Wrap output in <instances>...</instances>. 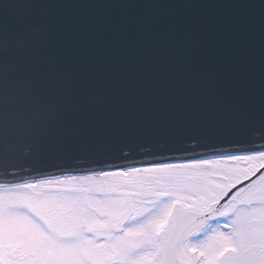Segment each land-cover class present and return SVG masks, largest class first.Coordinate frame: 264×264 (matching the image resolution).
<instances>
[{"label": "water", "instance_id": "water-1", "mask_svg": "<svg viewBox=\"0 0 264 264\" xmlns=\"http://www.w3.org/2000/svg\"><path fill=\"white\" fill-rule=\"evenodd\" d=\"M260 151L264 0H0V187Z\"/></svg>", "mask_w": 264, "mask_h": 264}, {"label": "rangeland", "instance_id": "rangeland-1", "mask_svg": "<svg viewBox=\"0 0 264 264\" xmlns=\"http://www.w3.org/2000/svg\"><path fill=\"white\" fill-rule=\"evenodd\" d=\"M263 162L264 154H252L227 157L219 161L213 159L181 165H160L2 187L0 188V244L10 245L12 251L19 248V253L28 257H31V251L37 252L34 253L35 257H40L41 254L50 262L56 263V258L62 260L70 257L69 251L74 248L73 239L68 237L60 239L59 236L56 238V231L63 230V226H69L68 217L75 214L73 212L79 216L85 212L102 217L108 216L109 220H105L104 225H108L109 231H112L111 220H116L123 210L126 211L132 199L133 202L138 199V204L140 207L143 206L144 211L137 212L121 231L118 240L114 241L123 248L130 239L129 233L148 229L154 221L173 210V204L169 199L149 208L144 206L139 199L142 196L132 198L133 187L129 182L137 178H149L160 186L157 191L163 194L160 197H169L173 193L169 192L172 183L179 187L184 181L190 180L189 188L193 191L188 189V192H184L180 189L175 192L177 197L173 196L178 201L181 197H185L196 203L197 200L221 196L229 188L254 174ZM199 181H204L203 187L206 190L201 191L199 187L193 186ZM46 186L66 188L74 186L77 190L72 193L48 192L42 189ZM213 186L219 188V193L215 194L207 190ZM3 250L0 249V258L7 261L6 252Z\"/></svg>", "mask_w": 264, "mask_h": 264}, {"label": "flooded vegetation", "instance_id": "flooded-vegetation-1", "mask_svg": "<svg viewBox=\"0 0 264 264\" xmlns=\"http://www.w3.org/2000/svg\"><path fill=\"white\" fill-rule=\"evenodd\" d=\"M257 154H264V152ZM214 161H219V159H214ZM263 167L264 162L255 173L257 174ZM254 174L238 182L221 196L218 194L219 196L215 198L197 200L196 203L192 199L185 197H181L179 201L175 200V197H177L175 192L177 190L181 189V191L188 192L189 189L193 191V189L189 188L191 185V183L189 184L190 180L184 181L179 187L172 183L169 192L172 191L173 193L169 197H160L163 195L157 192L160 186H157L156 182L149 178H137L131 183L129 182V184L133 187L132 198L142 196L139 199L148 208L156 206L166 199H169V202L173 204V210L167 214V228L164 230L163 236L160 237L162 242L167 241L170 246L177 241L187 240L197 245L205 246L236 239L237 233L241 232L247 220L253 216H258L264 221V171L248 186L236 191L222 207H219V203L232 189L248 180V178L254 177L256 175ZM67 178L69 177L56 180H65ZM172 182L176 181L172 180ZM203 182L199 181L193 186L199 187L201 191L203 189L206 190L203 187ZM60 188L61 190L56 191V193H72V191L77 190L74 186ZM207 190L215 194L219 193L217 186L207 188ZM135 200L133 202L132 199L127 205V209L131 206L133 208V215L128 222L137 212L144 211L143 206H139L138 199ZM124 211H122L121 215ZM73 213L75 214L68 217L70 220L69 226H63V230L56 231V238L59 236L60 239L67 237L73 239L72 246L74 248L69 251L70 257H67V259L62 258V260L56 258L55 263L50 262L41 254H39L41 258L35 257L34 253L37 254V252L31 251V257H28L19 253V248L12 251L10 245L0 244V249H4L3 251L6 252L5 255L7 256V261L0 258V264H121L123 259L122 248L118 242L114 241L121 236V231L125 229L128 222L121 226L120 215L116 220H111L112 231H109L108 225H104V221L109 220L108 216L102 217L86 212L79 216L76 215V212Z\"/></svg>", "mask_w": 264, "mask_h": 264}, {"label": "snow or ice", "instance_id": "snow-or-ice-1", "mask_svg": "<svg viewBox=\"0 0 264 264\" xmlns=\"http://www.w3.org/2000/svg\"><path fill=\"white\" fill-rule=\"evenodd\" d=\"M167 223L166 215L148 229L129 233L121 264H264V221L258 216L247 220L236 239L205 246L187 240L170 246L162 242Z\"/></svg>", "mask_w": 264, "mask_h": 264}, {"label": "bare ground", "instance_id": "bare-ground-1", "mask_svg": "<svg viewBox=\"0 0 264 264\" xmlns=\"http://www.w3.org/2000/svg\"><path fill=\"white\" fill-rule=\"evenodd\" d=\"M96 174H102V173H96ZM15 187V186H14Z\"/></svg>", "mask_w": 264, "mask_h": 264}]
</instances>
